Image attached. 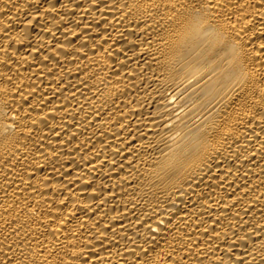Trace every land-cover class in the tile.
Masks as SVG:
<instances>
[{
    "label": "bare ground",
    "instance_id": "bare-ground-1",
    "mask_svg": "<svg viewBox=\"0 0 264 264\" xmlns=\"http://www.w3.org/2000/svg\"><path fill=\"white\" fill-rule=\"evenodd\" d=\"M0 264H264V0H0Z\"/></svg>",
    "mask_w": 264,
    "mask_h": 264
}]
</instances>
